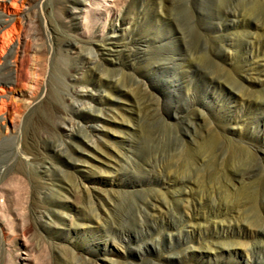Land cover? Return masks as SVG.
Instances as JSON below:
<instances>
[{
  "label": "rangeland",
  "instance_id": "obj_1",
  "mask_svg": "<svg viewBox=\"0 0 264 264\" xmlns=\"http://www.w3.org/2000/svg\"><path fill=\"white\" fill-rule=\"evenodd\" d=\"M19 11V43L42 51L38 77L20 55L0 130V264H264V0ZM50 106L73 123L47 133Z\"/></svg>",
  "mask_w": 264,
  "mask_h": 264
},
{
  "label": "bare ground",
  "instance_id": "obj_2",
  "mask_svg": "<svg viewBox=\"0 0 264 264\" xmlns=\"http://www.w3.org/2000/svg\"><path fill=\"white\" fill-rule=\"evenodd\" d=\"M24 0H0V130L1 127L4 126L3 120L6 118L7 114H17L19 112V108L17 107L16 104H13L12 98L10 97V92L13 90L11 88L12 85L15 84L16 81L12 79V75L15 72L16 74V68H17V61H19V57L21 54L26 53L27 51L32 54L33 56V61L35 63L33 64V71L32 72L35 76H39L40 74H37L39 72L40 68V63H41V51L42 47L41 44L32 46V47H26V45L22 44L21 42L19 43V26H18V19L17 16L19 14V8L20 5L23 3ZM37 34L35 33L34 36L32 37L33 39H36ZM38 39V38H37ZM66 42V41H65ZM74 45V44H73ZM65 46V45H64ZM127 49V47H126ZM126 51V50H123ZM129 51L125 54L129 55ZM81 64L84 65L83 67H89L93 64L94 60L91 56H83V58L80 60ZM22 68L17 69L18 72H21ZM75 70H79V68H75ZM18 78L22 77V73H17L16 75ZM72 77V76H71ZM16 80V79H15ZM75 80H79L78 78H74ZM69 81H72L71 79H68L67 83V88L70 89L68 90V94L70 96L76 95L77 93L79 94L78 90L74 89L71 83ZM91 84V86H100L102 85L103 78H98L95 79L94 76L91 75L90 79L85 80ZM109 83V82H108ZM107 83V84H108ZM106 84V83H105ZM240 87V85H239ZM65 106L68 108V111L71 112L73 115L77 116H83L84 112H93L94 110L90 108L89 106H82L81 102L79 104H70V100L67 97H63L62 101ZM33 103V102H32ZM35 105V104H34ZM31 107V106H26V108ZM32 109V108H31ZM12 110V112H11ZM68 112L66 110H62L61 112L55 113L53 111V108L50 106L46 109V119L47 123L44 125L42 124V127L47 133H51L55 131L56 125L54 123V120L56 118H61L66 121H70V123H73L71 120V117H68ZM85 118V117H84ZM88 119L91 121V114L88 115ZM74 127V126H71ZM96 127V126H94ZM50 136V135H49ZM68 136L70 137H75V132L72 130H69ZM74 140H71L73 142ZM252 154V153H251ZM21 166L18 165L17 170L15 169L16 172L20 173L21 171ZM10 168V167H9ZM6 166H0V172H1V179H0V184L3 182L11 169H9ZM48 167L45 168L43 171V174H46L48 172ZM240 179H243L242 176ZM7 182V181H6ZM41 186H35V191H38ZM43 188V187H42ZM41 188V189H42ZM10 187L7 184L2 183L0 185V200L2 201H7L8 200V195L7 192L10 191ZM186 193V192H183ZM0 201V203H1ZM6 203V202H5ZM2 204V203H1ZM0 204V205H1ZM152 207H156L153 205ZM3 208V207H2ZM1 210V208H0ZM260 221H263V218L260 217ZM254 229V228H253ZM252 230V229H251ZM251 235H256L257 234V229H254L250 231ZM241 245V244H240ZM226 247H229L230 244L225 243ZM182 258V257H180Z\"/></svg>",
  "mask_w": 264,
  "mask_h": 264
}]
</instances>
